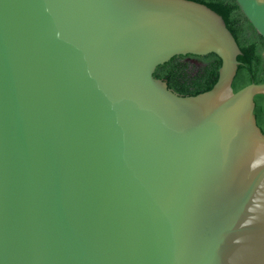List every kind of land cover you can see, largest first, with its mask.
I'll return each instance as SVG.
<instances>
[{"label": "water", "instance_id": "1", "mask_svg": "<svg viewBox=\"0 0 264 264\" xmlns=\"http://www.w3.org/2000/svg\"><path fill=\"white\" fill-rule=\"evenodd\" d=\"M264 37V0H235ZM217 55L214 86L154 77ZM192 0H0V264H264V83Z\"/></svg>", "mask_w": 264, "mask_h": 264}, {"label": "trees", "instance_id": "2", "mask_svg": "<svg viewBox=\"0 0 264 264\" xmlns=\"http://www.w3.org/2000/svg\"><path fill=\"white\" fill-rule=\"evenodd\" d=\"M205 4L220 14L234 36L242 54L232 88L239 91L251 83H264V37L250 24L235 0H192ZM201 62L196 66L191 60ZM221 60L215 54L206 56H175L160 65L154 77L165 80L168 88L184 96H194L210 90L218 79ZM254 115L264 133V94L255 96Z\"/></svg>", "mask_w": 264, "mask_h": 264}, {"label": "rangeland", "instance_id": "3", "mask_svg": "<svg viewBox=\"0 0 264 264\" xmlns=\"http://www.w3.org/2000/svg\"><path fill=\"white\" fill-rule=\"evenodd\" d=\"M191 62H192L193 64H195L197 67L201 65V62L196 61V60H194V59L191 60Z\"/></svg>", "mask_w": 264, "mask_h": 264}]
</instances>
